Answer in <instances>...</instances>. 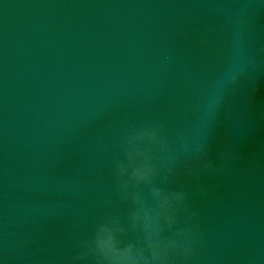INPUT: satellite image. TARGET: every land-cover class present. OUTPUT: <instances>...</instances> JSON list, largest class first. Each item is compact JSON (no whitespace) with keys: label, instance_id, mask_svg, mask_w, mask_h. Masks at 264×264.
I'll list each match as a JSON object with an SVG mask.
<instances>
[{"label":"water","instance_id":"95a60500","mask_svg":"<svg viewBox=\"0 0 264 264\" xmlns=\"http://www.w3.org/2000/svg\"><path fill=\"white\" fill-rule=\"evenodd\" d=\"M144 122L206 137L216 167L169 185L200 211L196 264H264V0H0V264H70L123 212L112 162Z\"/></svg>","mask_w":264,"mask_h":264},{"label":"clouds","instance_id":"9594fccd","mask_svg":"<svg viewBox=\"0 0 264 264\" xmlns=\"http://www.w3.org/2000/svg\"><path fill=\"white\" fill-rule=\"evenodd\" d=\"M241 74H232L224 90ZM222 100L223 93L208 106L209 121ZM206 148L205 136L198 142L182 131L170 137L156 122L126 128L112 162L113 195L125 210L110 212L78 240L70 264H196L206 243L200 211L183 187L169 185L182 172L198 178L200 169H214ZM102 202L112 207L114 200L106 196Z\"/></svg>","mask_w":264,"mask_h":264}]
</instances>
